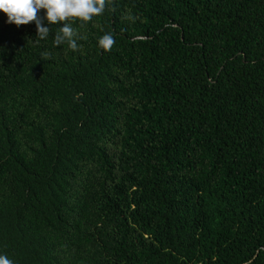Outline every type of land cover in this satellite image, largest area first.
Here are the masks:
<instances>
[{
    "label": "trees",
    "instance_id": "trees-1",
    "mask_svg": "<svg viewBox=\"0 0 264 264\" xmlns=\"http://www.w3.org/2000/svg\"><path fill=\"white\" fill-rule=\"evenodd\" d=\"M43 23L0 12V255L264 264V0H110L78 51Z\"/></svg>",
    "mask_w": 264,
    "mask_h": 264
},
{
    "label": "clouds",
    "instance_id": "clouds-1",
    "mask_svg": "<svg viewBox=\"0 0 264 264\" xmlns=\"http://www.w3.org/2000/svg\"><path fill=\"white\" fill-rule=\"evenodd\" d=\"M110 0H0V12L7 16V22L15 24L17 27L34 23L36 26L35 42L49 37L51 29L45 26L43 21L48 24L63 23L55 32L53 44L60 46L68 44L69 49L78 51L80 46L78 40L87 37L73 28L69 21L79 20L81 26L93 20V17L103 15L106 5ZM44 10V16L39 15L40 10ZM124 19L134 21L135 17L131 14L124 16ZM98 47L105 51H110L115 44L114 36L105 33L98 37ZM41 57L47 59L49 54L42 52ZM0 264H14L6 255H0Z\"/></svg>",
    "mask_w": 264,
    "mask_h": 264
}]
</instances>
